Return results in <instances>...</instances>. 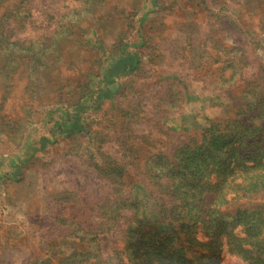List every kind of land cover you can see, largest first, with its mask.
I'll list each match as a JSON object with an SVG mask.
<instances>
[{
  "label": "rangeland",
  "instance_id": "374dc122",
  "mask_svg": "<svg viewBox=\"0 0 264 264\" xmlns=\"http://www.w3.org/2000/svg\"><path fill=\"white\" fill-rule=\"evenodd\" d=\"M190 142L200 167L209 144L231 159L263 149L237 168L261 177L246 198L221 205L228 154L197 179L206 211L245 239L241 210L264 214V0H0V264H119L137 211L164 215L155 199L172 191L156 183L175 175L184 198L191 170L175 150ZM102 223L117 227L93 241ZM169 245L122 264L182 259Z\"/></svg>",
  "mask_w": 264,
  "mask_h": 264
},
{
  "label": "trees",
  "instance_id": "16d2710c",
  "mask_svg": "<svg viewBox=\"0 0 264 264\" xmlns=\"http://www.w3.org/2000/svg\"><path fill=\"white\" fill-rule=\"evenodd\" d=\"M253 143L254 141H250L247 144H241L238 146L239 149L237 150H242L245 146H250ZM208 147L210 155L209 157H204L202 167H200V156L195 152L196 149L193 142L180 146L175 150V157H177L179 163L183 161L187 165H190V172L182 171V174L190 179V186H187L188 188L184 191L182 195L184 198L179 200L176 198V194L173 193L179 189L175 188L172 190L173 184H175V175L171 176L173 182L170 184L156 183L159 184L160 188L164 187L168 189L169 193L170 190L172 191V193H170L172 196L169 201H167V199H155L163 206L164 215L150 222L142 216L141 211L140 213L137 211V214H135L134 219L130 222L126 230V244L123 252L120 254L121 261L119 264L124 262V259H122L124 253L130 261L140 257L142 253H151L152 258L158 257L161 244L167 242V245H169L171 241H173V247L169 245L171 246V249L168 250L169 256H174L176 252H182V259H179V261L173 263L175 259L170 257L171 264H180L179 262L181 261H186L190 264H221L226 253H231L242 258L244 257L245 260H255L259 258L257 254L264 250V214L262 212L264 209H259L262 214L259 211L258 214L256 209L241 210L243 214L239 216V218L242 219L240 223L243 222L247 229V237L241 239L236 234H230L223 228L222 218L225 216L224 212H221V214L215 218L206 211L205 206L209 208L211 204L206 201L203 195H198L196 191L198 189L197 179H200L199 174L203 176L207 173L212 174L213 170H211L210 167L213 164L218 165L220 163L219 160L223 159V155L228 154L229 157L224 158L227 162L226 164L229 165V172L227 171L228 175L225 177L228 188L225 194V201L221 203V205H228L237 197L246 198L256 193L257 190L261 188V182L259 181L261 177L256 176V179L253 175L250 177V175H244L243 173L238 174L237 168L243 167V169L245 168L244 171H249L251 168L249 165L242 166L240 163L252 161L253 157H257L259 153L263 152V149H259L257 155L256 153H249L248 155L233 154L235 156L231 159L230 154L232 152H230V154L228 153L226 145L209 144ZM234 149H236V147ZM159 160H165L166 163L169 162L166 155L163 154L159 156ZM240 160L242 162H237ZM233 162H237L236 166L231 167ZM109 174L116 177V182L122 183L123 186L124 184H128V182L123 180L124 168L119 165H115L111 171H109ZM156 177L157 179H162L161 175H156ZM240 178H243V181L239 183L237 180ZM229 179H231L230 182H228ZM161 191L164 193L166 190ZM120 199L117 198V200ZM215 204H218V201H215L213 205ZM118 206L120 208V205ZM107 214L108 211H106V214L103 213L102 216L107 218V222L113 221V215L108 216ZM102 219L104 218L102 217ZM200 224L206 226V237L204 238L199 237V231L196 229ZM102 226L103 223L99 225L97 231L92 236L93 241L98 240L100 234L108 233L113 228L117 227L116 224L108 226L107 228H102ZM99 250L100 247L97 251ZM96 255L98 260L95 263L111 264L108 259L110 257L106 260L102 258L99 253ZM91 264H94V262H91Z\"/></svg>",
  "mask_w": 264,
  "mask_h": 264
}]
</instances>
